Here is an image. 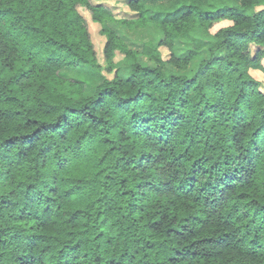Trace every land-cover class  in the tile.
<instances>
[{"label":"trees","instance_id":"1","mask_svg":"<svg viewBox=\"0 0 264 264\" xmlns=\"http://www.w3.org/2000/svg\"><path fill=\"white\" fill-rule=\"evenodd\" d=\"M126 1L0 0V264H264V0Z\"/></svg>","mask_w":264,"mask_h":264},{"label":"rangeland","instance_id":"2","mask_svg":"<svg viewBox=\"0 0 264 264\" xmlns=\"http://www.w3.org/2000/svg\"><path fill=\"white\" fill-rule=\"evenodd\" d=\"M92 1L94 4H98V3L104 4L105 6L109 7L113 11V13L119 17H129L132 15V13L128 9V4H127L126 0H92ZM80 13L87 20L89 32H90V35L92 37V41L94 43L96 52L98 54L100 66L103 68L104 71H100L99 75H90V71H85L84 73L81 72L80 74L75 75V76L83 78V79L90 76V77H92L91 81H94V76H95V79L98 78L99 76H103L104 78H107V79H112L114 76V74H113L114 72L109 73L105 70L107 65H106V62L104 60V56H103L102 52H103V48H104L106 40H105V37L102 36V34L100 32L101 28L99 25L94 24L92 22V20L90 19V14L86 10L80 9ZM230 25H232V23L229 21H225V22L216 24L212 28V32L215 33L219 29L230 26ZM119 32L127 39L126 40L127 44L131 48H135L137 50L140 49L141 45L143 43H145V41L151 40V39H154V40L157 39V35H156V37H154L155 31L152 28H150L148 30H141V31H135V32H128V31L126 32L121 28V29H119ZM258 49L259 48L256 47L254 44L251 45V53L253 55L256 53V51ZM177 51H178L179 55L187 53V50L184 49L183 44H180V43H179V45H177ZM162 53H163L164 58L168 59L169 52L166 49H162ZM203 58L208 59V55L206 52H203L200 55L199 60H202ZM122 60H123V55H121L120 53L117 52V54L115 56V62H118L120 64ZM129 64L130 63H127V62L120 64L121 70L124 71V74L127 73ZM249 73L255 80L260 82L259 89L264 94V60L261 62V64L259 66L251 67L249 70ZM95 82L97 83L96 80H95Z\"/></svg>","mask_w":264,"mask_h":264},{"label":"clouds","instance_id":"3","mask_svg":"<svg viewBox=\"0 0 264 264\" xmlns=\"http://www.w3.org/2000/svg\"><path fill=\"white\" fill-rule=\"evenodd\" d=\"M160 167L163 168V165H161Z\"/></svg>","mask_w":264,"mask_h":264}]
</instances>
